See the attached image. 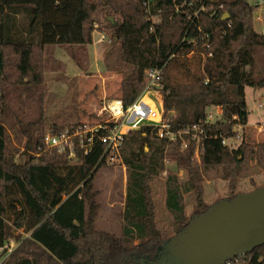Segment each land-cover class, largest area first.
<instances>
[{
    "label": "trees",
    "instance_id": "16d2710c",
    "mask_svg": "<svg viewBox=\"0 0 264 264\" xmlns=\"http://www.w3.org/2000/svg\"><path fill=\"white\" fill-rule=\"evenodd\" d=\"M191 1L0 0V246L10 239L18 243L0 264H146L162 255L163 247L192 216L209 208L200 186L207 166L222 169L228 179L223 198L230 200L244 193L236 179L247 161L264 170V143L252 141L245 132L251 128L246 126L244 87L264 88V69L260 74L254 70L255 54L264 49V34L253 24L256 7L248 0H212L214 12L193 16L196 5L189 6ZM97 13L106 15L110 37L118 46L122 78L115 99L124 106L132 103L144 87L145 71L164 65L162 108L169 128L199 125L205 132L198 159L190 135L182 134L188 140L184 149L181 139L158 138L152 126L124 137L119 151L121 163L128 166L122 231L134 224L145 231V239L130 247L122 232L117 235L94 225L98 202L93 179L105 163L104 146L95 145L73 161L42 147L46 133L104 119L77 117L47 124L43 113L44 73L54 58L53 47L64 48L84 69ZM11 89L17 97L36 94L39 100L36 118L17 120L26 155L22 163L15 161L17 149L6 127L14 126L7 121L16 111L10 103ZM209 106L220 108V117L212 122L206 121ZM238 126L240 143L228 148L222 141L237 135ZM166 157L187 175L184 182L170 171L165 177L171 233L156 227L150 185L165 169ZM259 187L264 182H251L247 191ZM190 191L195 205L187 214L183 195ZM235 259L228 263L264 264V242Z\"/></svg>",
    "mask_w": 264,
    "mask_h": 264
},
{
    "label": "rangeland",
    "instance_id": "374dc122",
    "mask_svg": "<svg viewBox=\"0 0 264 264\" xmlns=\"http://www.w3.org/2000/svg\"><path fill=\"white\" fill-rule=\"evenodd\" d=\"M264 3V0H262ZM110 18V17H109ZM95 30L92 32V42L87 45V63L84 69L77 67L69 54L62 47L54 46V58L48 62L45 69L43 100V113L47 124L55 121L72 120L79 118L80 121H92L96 116L106 118L104 105L106 102L119 98V88L122 74L117 45L112 42L109 28L106 26V15L96 14L94 16ZM254 29L264 34V5L255 8L253 12ZM77 54L79 52L76 51ZM264 69V49L255 54L254 70L261 73ZM163 98V93L161 91ZM16 91L11 89V100L15 113L8 118L14 126L10 129L6 123L11 144L17 149L15 161L22 163L26 155L22 152L23 141L17 130V120L24 122L37 117L39 100L36 94L33 97H25V94L17 97ZM163 100V99H162ZM244 100L247 107L246 126L251 128L246 134L254 142L264 143V88L245 86ZM20 107L19 110H17ZM207 120L215 121L220 117V108L209 106L206 108ZM17 129V130H16ZM237 135L225 140L228 148H236L241 140V127H237ZM43 150H49L43 146ZM29 151L28 153H31ZM128 166L122 163L102 164L95 171L93 185L97 192L96 199L98 207L94 225L98 229L128 237L130 241L126 246L130 247L145 239L144 229L134 224L127 226L122 231V211L124 207V196L126 186V172ZM173 172L179 182L186 180L185 169L179 168L170 157L165 158V169L151 180V189L154 199V212L156 227L166 233H171L172 217L165 208L164 181L167 172ZM201 195L207 204H213L226 194L228 179L219 166H207L201 173ZM239 190L247 191L251 182L262 184L264 182V170L255 163L247 161L241 168L240 175L236 179ZM185 211L190 213L195 205L194 191L184 193ZM66 195H62V200ZM77 206L74 204L73 209ZM19 232V231H17ZM122 232V233H121ZM16 233V232H15ZM27 234L25 233V236Z\"/></svg>",
    "mask_w": 264,
    "mask_h": 264
},
{
    "label": "built area",
    "instance_id": "2783aa9c",
    "mask_svg": "<svg viewBox=\"0 0 264 264\" xmlns=\"http://www.w3.org/2000/svg\"><path fill=\"white\" fill-rule=\"evenodd\" d=\"M211 1L193 0L189 2V6L193 2L196 5L193 16H197L200 12H214L210 5ZM248 1L255 7L264 5L262 0ZM163 67L164 65L145 71L144 87L129 105L124 106L120 99H112L104 105L106 118L101 122H82L65 127L55 133H46L42 138V145L73 161L78 159L79 154H89L95 145L100 144L104 146L101 159L105 163H121L119 151L126 134L141 126H152L155 128L158 138H166L172 142L181 139V149L188 145V140L182 138V134L190 135L195 143L194 153L198 159V150L205 135L204 129L199 125H192L187 129L176 131L169 128L162 108ZM206 121L209 120L206 119ZM222 142L225 144V140ZM17 244L14 239H10L0 246V263L7 258V255ZM224 264L229 263L226 261Z\"/></svg>",
    "mask_w": 264,
    "mask_h": 264
},
{
    "label": "water",
    "instance_id": "95a60500",
    "mask_svg": "<svg viewBox=\"0 0 264 264\" xmlns=\"http://www.w3.org/2000/svg\"><path fill=\"white\" fill-rule=\"evenodd\" d=\"M263 242L264 187H259L192 216L163 247L157 264H224Z\"/></svg>",
    "mask_w": 264,
    "mask_h": 264
},
{
    "label": "flooded vegetation",
    "instance_id": "af4514ba",
    "mask_svg": "<svg viewBox=\"0 0 264 264\" xmlns=\"http://www.w3.org/2000/svg\"><path fill=\"white\" fill-rule=\"evenodd\" d=\"M160 257H161V255L159 256L158 259H155L154 261H150V262H148L146 264H157L160 261Z\"/></svg>",
    "mask_w": 264,
    "mask_h": 264
}]
</instances>
